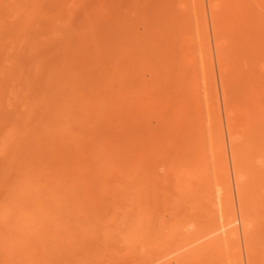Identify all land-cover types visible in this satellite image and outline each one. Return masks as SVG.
Segmentation results:
<instances>
[{
    "label": "rangeland",
    "instance_id": "rangeland-1",
    "mask_svg": "<svg viewBox=\"0 0 264 264\" xmlns=\"http://www.w3.org/2000/svg\"><path fill=\"white\" fill-rule=\"evenodd\" d=\"M0 264H264V0H0Z\"/></svg>",
    "mask_w": 264,
    "mask_h": 264
},
{
    "label": "bare ground",
    "instance_id": "bare-ground-1",
    "mask_svg": "<svg viewBox=\"0 0 264 264\" xmlns=\"http://www.w3.org/2000/svg\"><path fill=\"white\" fill-rule=\"evenodd\" d=\"M232 220H233V218H232ZM239 220H240V219H239ZM230 221H231V220H230ZM236 222H238V219H237V218H235V219L232 221V223H236ZM232 223H231V224H232ZM224 226L226 227V226H228V225H224ZM224 226H223V228H224ZM232 226H233V225H232ZM221 228H222V227H221Z\"/></svg>",
    "mask_w": 264,
    "mask_h": 264
}]
</instances>
